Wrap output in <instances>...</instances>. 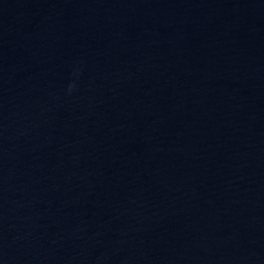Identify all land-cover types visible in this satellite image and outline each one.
I'll list each match as a JSON object with an SVG mask.
<instances>
[{
    "label": "water",
    "instance_id": "water-1",
    "mask_svg": "<svg viewBox=\"0 0 264 264\" xmlns=\"http://www.w3.org/2000/svg\"><path fill=\"white\" fill-rule=\"evenodd\" d=\"M0 264H264V0H0Z\"/></svg>",
    "mask_w": 264,
    "mask_h": 264
}]
</instances>
